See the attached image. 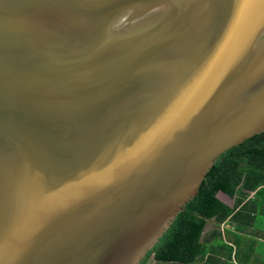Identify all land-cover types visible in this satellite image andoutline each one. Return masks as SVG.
<instances>
[{"label":"water","instance_id":"water-1","mask_svg":"<svg viewBox=\"0 0 264 264\" xmlns=\"http://www.w3.org/2000/svg\"><path fill=\"white\" fill-rule=\"evenodd\" d=\"M264 130V0H0V264H138Z\"/></svg>","mask_w":264,"mask_h":264},{"label":"trees","instance_id":"trees-1","mask_svg":"<svg viewBox=\"0 0 264 264\" xmlns=\"http://www.w3.org/2000/svg\"><path fill=\"white\" fill-rule=\"evenodd\" d=\"M207 220L211 227L204 230ZM149 257L152 264H264V130L216 159L198 194L138 264Z\"/></svg>","mask_w":264,"mask_h":264},{"label":"crops","instance_id":"crops-1","mask_svg":"<svg viewBox=\"0 0 264 264\" xmlns=\"http://www.w3.org/2000/svg\"><path fill=\"white\" fill-rule=\"evenodd\" d=\"M216 196H217L222 202L226 203L227 205H231V204H229V202H228L231 198L228 197L227 195H225L224 193L218 191V192L216 193ZM231 203H232V199H231Z\"/></svg>","mask_w":264,"mask_h":264},{"label":"rangeland","instance_id":"rangeland-1","mask_svg":"<svg viewBox=\"0 0 264 264\" xmlns=\"http://www.w3.org/2000/svg\"><path fill=\"white\" fill-rule=\"evenodd\" d=\"M228 202H229V204H231V199ZM210 227H211V221L207 220L206 224H205V227H204V230H207ZM152 261L153 260L151 259V257H149L148 260H147V264H152ZM225 264H230V261L225 262Z\"/></svg>","mask_w":264,"mask_h":264}]
</instances>
